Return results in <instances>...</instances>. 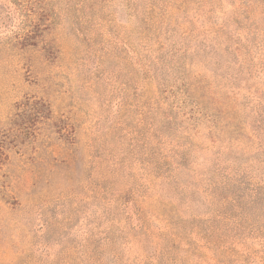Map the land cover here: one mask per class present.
<instances>
[{
    "label": "rangeland",
    "instance_id": "obj_1",
    "mask_svg": "<svg viewBox=\"0 0 264 264\" xmlns=\"http://www.w3.org/2000/svg\"><path fill=\"white\" fill-rule=\"evenodd\" d=\"M262 131L264 0H0V264H264Z\"/></svg>",
    "mask_w": 264,
    "mask_h": 264
},
{
    "label": "trees",
    "instance_id": "obj_2",
    "mask_svg": "<svg viewBox=\"0 0 264 264\" xmlns=\"http://www.w3.org/2000/svg\"><path fill=\"white\" fill-rule=\"evenodd\" d=\"M21 44L23 45L22 42H21ZM89 51H90L91 55H97V51L92 46H89ZM98 57L100 59L104 58L103 54H102V56H101V54H99ZM98 62H100V60H98ZM180 86H182L180 93L182 94V96H184V99L186 101L187 98L191 97V94L189 93V89H190L189 85L186 82H184V80H182V83L180 84ZM262 133L264 134V131H262ZM77 136H78V134L74 128V124L71 122H68L66 124V126L64 127V130L62 131V135H61V140L63 141V144L65 145V149H66L67 155H68V159H63L61 164L63 163L66 166V168H68V169H71L72 168L71 165L76 163V155L80 149V145H79V141L77 139ZM260 144H261V146H264V141L261 142ZM53 166H58V165L54 164Z\"/></svg>",
    "mask_w": 264,
    "mask_h": 264
}]
</instances>
